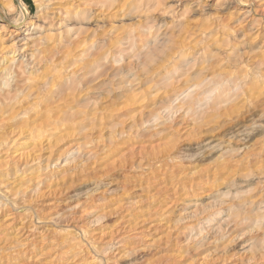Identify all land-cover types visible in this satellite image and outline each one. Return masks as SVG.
I'll return each instance as SVG.
<instances>
[{
    "label": "rangeland",
    "instance_id": "obj_1",
    "mask_svg": "<svg viewBox=\"0 0 264 264\" xmlns=\"http://www.w3.org/2000/svg\"><path fill=\"white\" fill-rule=\"evenodd\" d=\"M262 73L264 0H0V264H264Z\"/></svg>",
    "mask_w": 264,
    "mask_h": 264
},
{
    "label": "bare ground",
    "instance_id": "obj_2",
    "mask_svg": "<svg viewBox=\"0 0 264 264\" xmlns=\"http://www.w3.org/2000/svg\"><path fill=\"white\" fill-rule=\"evenodd\" d=\"M22 6V5H21ZM20 6V7H21ZM25 8V7H24ZM24 8H22V10L24 9ZM26 11V10H25ZM24 11V13H23V11H22V13H21V9H20V13L22 14V17H19L18 19H16L14 22H12V23H14L17 27H20L22 24L20 23V22H22L24 19H22L23 17H25L26 16V13L27 12H25ZM11 21V20H10ZM7 22H9V19H8V21ZM262 72V71H261ZM259 74H260V72H259ZM262 76H263V79H264V75H263V73L261 74ZM260 76V75H259ZM261 80H262V78H261ZM30 84H32V83H30ZM37 85V84H36ZM38 86V85H37ZM36 86V87H37ZM25 87V86H24ZM28 88V87H27ZM39 88V87H38ZM38 88H35L34 86H30V88L26 91L27 93L25 94L26 96H28L29 98H31L30 96H32V98H35V99H38V98H40V93L42 92V91H40ZM41 89V88H40ZM43 90V89H42ZM44 92V91H43ZM46 92H47V90H46ZM52 93V92H51ZM51 93L49 92V94L51 95ZM259 93H260V91H259ZM259 93H258V95H259ZM54 94V93H53ZM53 94H52V96H53ZM45 95V101H44V106L43 105H41V106H43L44 108H42L41 107V109H40V112L43 114V113H46V114H49V113H54L55 111H57V110H55L56 109V107H55V109H54V107L53 106H51L50 104L52 103H50V96H48V93L47 94H44ZM187 95V94H186ZM34 96V97H33ZM48 96V97H47ZM51 96V97H52ZM57 96V95H56ZM27 97V98H28ZM44 97V96H43ZM188 97H190V96H188ZM52 98H55V96H53ZM62 98V97H61ZM65 98V97H64ZM41 99V98H40ZM193 99V98H192ZM39 100V99H38ZM59 100V99H58ZM57 100V101H58ZM64 100V99H63ZM40 101V100H39ZM43 101V100H42ZM55 101V100H54ZM53 101V102H54ZM57 101H55V102H57ZM60 101V100H59ZM41 102V101H40ZM40 102H37V104H39ZM54 102V103H55ZM193 102V101H192ZM195 102V101H194ZM193 102V103H194ZM189 103V102H188ZM35 104V103H34ZM5 105V104H4ZM22 105V104H21ZM36 105V104H35ZM34 106V105H33ZM32 106V108L34 109V108H36V106L35 107H33ZM38 106V105H37ZM10 108H12V107H10ZM21 109H23V108H21ZM29 109V108H28ZM38 109H39V107H38ZM11 110V109H10ZM60 110V109H59ZM25 111H27V109H25ZM30 111V110H29ZM28 111V112H29ZM35 112H36V110H34ZM7 112V111H6ZM11 112V111H10ZM27 112V113H28ZM22 113V112H21ZM39 114V113H38ZM41 114V115H42ZM35 115V114H34ZM36 115H37V112H36ZM52 115H54V114H52ZM61 117V116H60ZM46 120V119H45ZM55 126V125H54Z\"/></svg>",
    "mask_w": 264,
    "mask_h": 264
}]
</instances>
